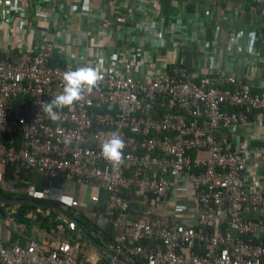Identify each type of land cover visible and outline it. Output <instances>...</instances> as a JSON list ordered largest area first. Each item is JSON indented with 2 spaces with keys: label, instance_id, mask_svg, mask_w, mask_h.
Returning a JSON list of instances; mask_svg holds the SVG:
<instances>
[{
  "label": "built area",
  "instance_id": "obj_1",
  "mask_svg": "<svg viewBox=\"0 0 264 264\" xmlns=\"http://www.w3.org/2000/svg\"><path fill=\"white\" fill-rule=\"evenodd\" d=\"M42 1L49 10L66 6L65 0ZM237 1L260 18L264 31V0ZM26 2L0 0V25L12 30L13 21L29 32V17L51 15L42 9L29 16ZM69 12L77 11L71 7ZM110 22L123 20L111 17ZM69 24L63 25L65 33L87 38ZM235 31L229 28L225 35L215 28L211 56L202 60L213 76L192 75L177 62L157 67L138 55L117 68L112 59L80 53L65 55L63 66H52L57 43L49 35L37 49L19 53L1 39L0 184L11 168L16 175L35 173L102 190L108 198L97 225L117 227L116 255L138 257L144 264H264V149L250 146L257 129H264V69L256 65L264 63V39L257 47L238 39ZM230 62L231 72L226 70ZM255 66L263 75L253 86ZM80 67L99 71L96 86L74 105L55 109L58 119L53 120L41 106L62 93L64 73ZM112 134L125 144L115 164L101 151ZM19 183L26 186L15 189L11 182L10 190L27 199L51 196L50 187L37 190L24 178ZM133 187L144 203L157 199L165 204L171 217L129 221L125 195ZM98 202L91 196L67 204L91 219V205ZM178 213L198 218L189 227L176 222ZM0 264L86 263L69 242L45 249L31 240L25 247L0 241Z\"/></svg>",
  "mask_w": 264,
  "mask_h": 264
},
{
  "label": "crops",
  "instance_id": "obj_2",
  "mask_svg": "<svg viewBox=\"0 0 264 264\" xmlns=\"http://www.w3.org/2000/svg\"><path fill=\"white\" fill-rule=\"evenodd\" d=\"M65 3L66 6L63 9L53 6L54 8L49 10L42 0H27V11L31 13L29 16L33 15L34 11L36 16L42 9L49 10L51 15L42 18L29 17L27 19V24L31 26L29 32L19 30L17 24L13 21L9 24L12 30H8L7 27L1 24L0 40H3L1 41L2 44L6 47L8 46L7 49L19 53L25 49H37L43 36L49 35L57 43L55 50L58 58H54L57 63L65 55L77 56L80 53V55L84 54L86 57L100 56L112 59L116 63L115 67L117 68V65L126 62L129 56L138 55L140 57L143 56L141 58L143 62L145 61V63L157 67L163 64L169 66L177 62L187 68L192 75L197 72L200 75L213 76V71L205 66L203 67L202 60H207L211 56L215 28H221L225 35L229 28H234L236 33L240 32L241 34L238 39L242 37L246 43L247 40H250L257 47H260V43L264 39L260 18L246 12L244 3H239L237 0H106L105 2L102 0H65ZM84 5L88 8H85ZM71 7L76 9L77 12L74 14L70 13ZM231 9H235L232 14L230 13ZM111 17L121 18L123 23L113 24L110 22ZM65 21L70 23L69 26L73 31L86 32L88 34L87 38H72L70 33H65V29H63ZM48 23L54 24V26L49 28L47 27ZM93 28L95 29L91 30ZM219 51H223V49ZM233 57L236 59L240 56L235 57L233 55ZM256 65L261 70L264 69L263 62H257ZM260 68L256 69L255 66L254 70L257 74L250 76V83L253 86L257 85L258 77L263 75L260 72ZM226 70L231 72L232 62L226 64ZM257 130L258 132L255 134L254 139H251L250 146L264 149V129L259 128ZM247 133L245 131L244 134ZM5 173L6 171H4L0 189L5 193L15 194V197L4 198L21 199L19 198L22 196L21 194L10 190V183H14L15 189L20 188L23 184H20L19 180L24 178L37 190L52 188L51 196L45 200L46 202L65 203L64 205L68 206L67 202L71 199L80 202L88 201L89 199L86 196L87 188L75 183H69L64 180L50 181L47 177L35 173H27L19 179L15 176L5 178ZM23 186H26V184ZM94 189L96 191L91 193L90 197H99V202L92 204L91 207L98 206V204L105 207L108 194L97 188ZM127 194H130V197H128L130 206L131 201L135 200L136 203L138 202L137 219L135 218L133 222L142 221L148 223L155 216L169 218L168 214L171 217V210L165 207V204L161 201L152 199L148 203H144L142 194L136 187H133ZM7 205L19 206L15 204L0 205L5 213V217L1 216L2 219H0V241L5 245L19 242L21 246L25 247L31 240H36L45 249H51L61 241L67 242V239L70 240L74 236H78L71 225L59 227L58 231L50 233L39 227V223L36 222L37 218H35V227L32 232L26 236L24 235V227L17 226L9 219L15 213L16 208ZM36 208L35 211L31 212L35 217L37 215L48 216L52 214V209L50 208ZM76 212L78 213L79 211ZM104 212L105 209L98 214ZM98 214L94 215L96 220ZM60 218L67 221L58 213L57 219L62 220ZM197 218L192 213H178L175 220L179 224L193 227ZM128 220H130V216H128ZM115 230L116 238L120 231L117 227H115ZM17 232L21 235H17ZM14 235H17V237L12 242ZM87 242L76 237V241L71 243L72 247L78 249L79 261L82 263L137 264L134 258L138 257L119 254L117 256L122 258V261H119L109 257L106 253L98 252L89 242L88 245ZM144 244L147 247L155 248L154 243L147 242ZM113 246L104 249L116 255Z\"/></svg>",
  "mask_w": 264,
  "mask_h": 264
},
{
  "label": "trees",
  "instance_id": "obj_3",
  "mask_svg": "<svg viewBox=\"0 0 264 264\" xmlns=\"http://www.w3.org/2000/svg\"><path fill=\"white\" fill-rule=\"evenodd\" d=\"M54 58H58V55L56 54V50H55V56ZM54 58L51 60V65L52 66H56V64L59 66H63L64 62L61 61H57L54 60ZM17 177L18 179L20 177L25 176V173H21L20 175H15V173L13 172V170L11 168H8L6 170L5 173V178H10V177ZM127 197H130V194L125 195ZM4 197H15V194H9V193H5L3 190L0 189V198H4ZM18 197V196H16ZM21 199H24L26 197H19ZM61 207H63L67 212H69L70 214H72L77 220H79L81 222V224L83 225V227L85 228V230L91 235V237L93 238V240L100 245L103 248H109L112 247L114 245V238L116 236V230L115 227L112 224H108L106 226L105 229H101L97 223H96V219L94 217H92L91 219L87 218L85 215H83L82 213H77L74 209H72L71 207L61 204ZM101 204H98V206H93L92 208V212L94 213V215L96 216L100 211H104L105 207L104 206H100ZM10 207H15V213L13 215H11L9 217V219L17 224V226H21L24 227V235L27 236V234L30 232H32L33 228L35 227V218H37L36 222L39 223V227L52 233V231H58L59 227H65V225H71L74 229V231L77 232L76 237L81 238L82 240L86 241V238L80 233V231L77 229V227L68 221L63 220H58V212L51 210L52 214L48 215V216H42V215H37L36 217L32 215V211H35L37 208L34 206H29V205H19V206H14V205H7ZM138 202L136 203L135 200L131 201V206H130V220L129 221H133L135 220L136 216H137V212H138ZM47 210V209H46ZM4 211V210H3ZM0 219H2V217L0 216ZM137 219V218H136ZM17 235H21L17 232ZM17 235L13 236L12 238V242H14L13 240L17 237ZM76 237L74 236L72 239H67V242L74 243L76 241ZM87 244L89 245V243L87 242ZM134 260L137 261V264H144L142 262V260L138 259V258H134Z\"/></svg>",
  "mask_w": 264,
  "mask_h": 264
},
{
  "label": "clouds",
  "instance_id": "obj_4",
  "mask_svg": "<svg viewBox=\"0 0 264 264\" xmlns=\"http://www.w3.org/2000/svg\"><path fill=\"white\" fill-rule=\"evenodd\" d=\"M99 80V71L95 68L80 67L74 71H68L63 76V91L56 95L50 102L42 105V110L48 113L53 120L58 119L55 109L70 107L83 99L85 90L93 89ZM125 144L116 134L105 140L101 151L103 156L115 163L121 158Z\"/></svg>",
  "mask_w": 264,
  "mask_h": 264
},
{
  "label": "water",
  "instance_id": "obj_5",
  "mask_svg": "<svg viewBox=\"0 0 264 264\" xmlns=\"http://www.w3.org/2000/svg\"><path fill=\"white\" fill-rule=\"evenodd\" d=\"M1 204H15V205H29L34 207H44V208H50L56 212H58L64 219L67 221L73 223L77 229L84 235V237L88 240L90 245L95 248L100 253H106L109 257L114 258L116 260L122 261V258L115 255L114 253L105 250L104 248H101L98 246L95 241L91 238L89 233L85 230L83 225L79 220H77L72 214L64 210L59 204L57 203H50L46 201H37L33 199H11V198H0V205ZM0 216L5 217V213L2 211L0 207Z\"/></svg>",
  "mask_w": 264,
  "mask_h": 264
},
{
  "label": "rangeland",
  "instance_id": "obj_6",
  "mask_svg": "<svg viewBox=\"0 0 264 264\" xmlns=\"http://www.w3.org/2000/svg\"><path fill=\"white\" fill-rule=\"evenodd\" d=\"M84 188H87V193H86V196H87V198H90V195H91V193H93V192H95L96 191V189H94V188H91V187H84ZM89 200V199H88Z\"/></svg>",
  "mask_w": 264,
  "mask_h": 264
}]
</instances>
